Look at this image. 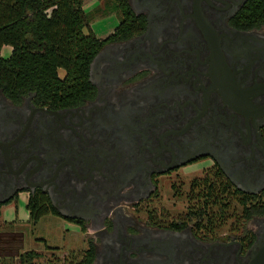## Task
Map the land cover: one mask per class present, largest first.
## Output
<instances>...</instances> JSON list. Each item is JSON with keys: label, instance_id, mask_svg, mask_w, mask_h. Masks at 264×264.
<instances>
[{"label": "flooded vegetation", "instance_id": "af4514ba", "mask_svg": "<svg viewBox=\"0 0 264 264\" xmlns=\"http://www.w3.org/2000/svg\"><path fill=\"white\" fill-rule=\"evenodd\" d=\"M127 1L144 27L95 54L92 98L55 108L0 90V226L21 225L1 215L24 195L64 230L77 225L83 244L59 258L37 238L52 255L41 264H87L90 254L91 264H249L264 215L247 222L250 243L242 228L200 231L189 212L203 202L197 179L264 192V23L242 18L249 0ZM203 161L187 212L159 215L151 203L163 181L180 200L182 171ZM42 216L28 211L27 221ZM20 229L0 237L10 243ZM20 255L36 264V252Z\"/></svg>", "mask_w": 264, "mask_h": 264}, {"label": "trees", "instance_id": "16d2710c", "mask_svg": "<svg viewBox=\"0 0 264 264\" xmlns=\"http://www.w3.org/2000/svg\"><path fill=\"white\" fill-rule=\"evenodd\" d=\"M84 1L0 0V90L4 95L19 99L34 94L37 102L55 108L74 106L94 96L95 87L89 81L93 57L106 42L126 39L142 30L144 21L133 13L127 0H109L122 13L119 26L107 38L96 37L91 31L86 34ZM242 18L251 24L264 23V0H249ZM4 45L11 47L7 57L1 54ZM197 182L201 192L195 193L194 199L203 202L195 210L192 207L189 216L199 221V230L217 234L218 227L231 218L236 230L244 229L253 242L255 235L246 224L255 215H264V192L247 194L224 180ZM37 205L33 200L26 203L32 220L45 213L37 210ZM33 255V250L22 253L21 262H29ZM92 259L90 254L86 263L91 264Z\"/></svg>", "mask_w": 264, "mask_h": 264}, {"label": "rangeland", "instance_id": "374dc122", "mask_svg": "<svg viewBox=\"0 0 264 264\" xmlns=\"http://www.w3.org/2000/svg\"><path fill=\"white\" fill-rule=\"evenodd\" d=\"M105 1V3H104ZM107 6H103L104 4ZM84 11L88 18V25H85L83 28L84 33H89L90 31L95 34L96 37L105 38L110 33H112L119 23L118 9L116 5L109 0H85L83 5ZM11 52V47L9 45H4L1 50V54L4 57H7ZM59 75H64V69L60 68L58 70ZM209 161L199 162L195 166L182 171V179L186 180V185L181 186V188L185 191V196L180 198V200H176V196L171 194V186L170 181H163L162 192L164 194L163 197L157 196L154 200H152L151 206L155 207L158 211V214L163 215L164 210L170 209L173 214H184L187 212L188 202L186 199V195L189 191V183L191 179L194 177L200 178L203 176V170L200 166H205ZM179 184L182 181H177ZM192 195V194H191ZM167 198L166 199H164ZM176 201L173 205L172 202ZM144 214V212L142 213ZM4 220L12 221V220H20L21 225H4L0 226V231L2 229H12L17 231L20 229L23 232V237H9L10 241L5 243L3 238L0 239V264H20L18 261V256L26 251L33 250L37 253L36 264H41L43 259L52 258L49 250L45 248V243L36 240L37 238H43L46 241V244L50 246H57L55 255L59 256V258L63 257V254L67 252H73L79 248L83 247V244L78 238L77 225H66L69 228V231L64 230L63 225L58 222V219L52 215L42 216L37 222L31 223L27 221L28 218V210L26 207V199L24 195H21L14 204L4 206L2 209V215ZM252 228H256L253 223H250ZM72 232V233H71ZM217 235L222 236L224 233H232L239 232L236 230V226L233 224V220L228 218L226 223L222 226L218 227ZM76 233V234H75ZM3 234L0 232V235ZM77 237V238H76ZM8 241V240H7Z\"/></svg>", "mask_w": 264, "mask_h": 264}, {"label": "water", "instance_id": "95a60500", "mask_svg": "<svg viewBox=\"0 0 264 264\" xmlns=\"http://www.w3.org/2000/svg\"><path fill=\"white\" fill-rule=\"evenodd\" d=\"M100 54L95 55L89 67V80L93 81L101 65ZM224 88V87H223ZM249 264H264V239L254 244L250 252Z\"/></svg>", "mask_w": 264, "mask_h": 264}]
</instances>
